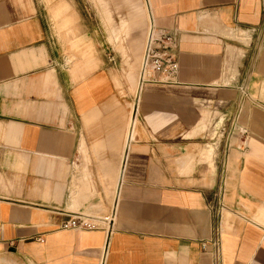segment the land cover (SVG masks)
Listing matches in <instances>:
<instances>
[{"label":"crops","instance_id":"obj_1","mask_svg":"<svg viewBox=\"0 0 264 264\" xmlns=\"http://www.w3.org/2000/svg\"><path fill=\"white\" fill-rule=\"evenodd\" d=\"M0 264H264V0H0Z\"/></svg>","mask_w":264,"mask_h":264},{"label":"built area","instance_id":"obj_2","mask_svg":"<svg viewBox=\"0 0 264 264\" xmlns=\"http://www.w3.org/2000/svg\"><path fill=\"white\" fill-rule=\"evenodd\" d=\"M178 39L173 29L158 27L152 21L148 25L143 48L140 70L138 74V88L146 82H171L178 72ZM112 221V212L101 218L77 214L64 219L60 229L107 230ZM212 252L217 255L219 240L213 239L208 243ZM207 243H203L205 248Z\"/></svg>","mask_w":264,"mask_h":264},{"label":"rangeland","instance_id":"obj_3","mask_svg":"<svg viewBox=\"0 0 264 264\" xmlns=\"http://www.w3.org/2000/svg\"><path fill=\"white\" fill-rule=\"evenodd\" d=\"M50 1V0H49Z\"/></svg>","mask_w":264,"mask_h":264}]
</instances>
